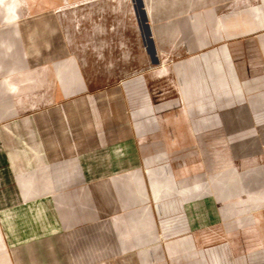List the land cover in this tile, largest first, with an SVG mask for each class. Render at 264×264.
I'll use <instances>...</instances> for the list:
<instances>
[{"label": "crops", "instance_id": "0c3cea01", "mask_svg": "<svg viewBox=\"0 0 264 264\" xmlns=\"http://www.w3.org/2000/svg\"><path fill=\"white\" fill-rule=\"evenodd\" d=\"M192 38L167 99L134 109L0 79V264H264V0Z\"/></svg>", "mask_w": 264, "mask_h": 264}, {"label": "rangeland", "instance_id": "374dc122", "mask_svg": "<svg viewBox=\"0 0 264 264\" xmlns=\"http://www.w3.org/2000/svg\"><path fill=\"white\" fill-rule=\"evenodd\" d=\"M88 1L0 0V79L39 82L47 78L51 83L56 75L57 81L81 83L83 78L90 91L125 89L129 109L140 105L143 98L134 92L141 87L145 94L166 100L174 87L175 67L202 55L200 51L189 55L191 37H207L222 22L262 2ZM254 124L264 128V121L257 118ZM245 172L239 169L240 176ZM254 172L264 178V165L257 164ZM81 205L75 194L77 226L86 224Z\"/></svg>", "mask_w": 264, "mask_h": 264}, {"label": "bare ground", "instance_id": "6f19581e", "mask_svg": "<svg viewBox=\"0 0 264 264\" xmlns=\"http://www.w3.org/2000/svg\"><path fill=\"white\" fill-rule=\"evenodd\" d=\"M94 1H98V0H89L87 3H89V2L91 3V2H94ZM76 2H77V1H76ZM76 2H75V3H76ZM121 2H122V1H121ZM33 37H34V35H33ZM36 48H37V47H36Z\"/></svg>", "mask_w": 264, "mask_h": 264}, {"label": "clouds", "instance_id": "9594fccd", "mask_svg": "<svg viewBox=\"0 0 264 264\" xmlns=\"http://www.w3.org/2000/svg\"><path fill=\"white\" fill-rule=\"evenodd\" d=\"M9 10L11 11V8Z\"/></svg>", "mask_w": 264, "mask_h": 264}]
</instances>
